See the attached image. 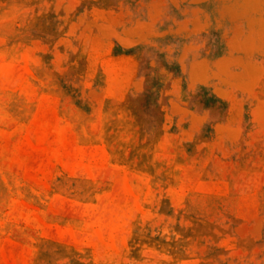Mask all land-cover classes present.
<instances>
[{
  "label": "rangeland",
  "instance_id": "1",
  "mask_svg": "<svg viewBox=\"0 0 264 264\" xmlns=\"http://www.w3.org/2000/svg\"><path fill=\"white\" fill-rule=\"evenodd\" d=\"M0 264H264V0H0Z\"/></svg>",
  "mask_w": 264,
  "mask_h": 264
}]
</instances>
